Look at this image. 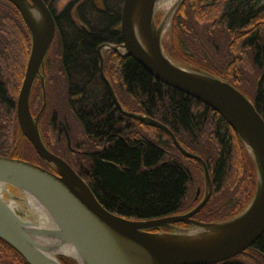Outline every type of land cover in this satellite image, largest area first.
<instances>
[{"label": "trees", "instance_id": "1", "mask_svg": "<svg viewBox=\"0 0 264 264\" xmlns=\"http://www.w3.org/2000/svg\"><path fill=\"white\" fill-rule=\"evenodd\" d=\"M44 1L56 21L46 67L52 84L56 77L62 79L61 101L81 128L84 139L79 144L73 140L76 145L72 148L87 153L73 155L66 147L67 139L57 125L62 118L58 109L53 121L48 110L42 115L47 144L65 159L76 158L77 169L100 204L118 216L143 221L189 211L195 203L190 186L203 178L201 164L182 155L163 131L120 113L100 76L98 47L123 42L124 0H67L59 14L54 9L59 0ZM15 9L0 0V37L10 44L13 57L18 44L20 49L25 43L27 53L31 47L28 28ZM171 31L174 41L168 55L175 62L222 78L247 97L240 75L245 69L256 72L260 77L252 100L264 119V0H185ZM104 60L106 76L124 109L164 124L184 148L206 162L213 194L199 220L223 221L241 212L255 191V167L227 122L206 107L207 112L197 118L195 110L202 104L156 81L133 58L110 51ZM52 86L55 91L56 85ZM4 97L5 88L0 84V100ZM40 101V92L32 91V112L40 108ZM10 115L11 126L0 127V156L45 168L20 131L15 103ZM236 148L241 151L237 159ZM23 150L31 158L24 157ZM235 162L242 175L232 179ZM0 264L28 263L0 239ZM219 264H264V234L244 253Z\"/></svg>", "mask_w": 264, "mask_h": 264}, {"label": "water", "instance_id": "2", "mask_svg": "<svg viewBox=\"0 0 264 264\" xmlns=\"http://www.w3.org/2000/svg\"><path fill=\"white\" fill-rule=\"evenodd\" d=\"M20 13L31 36V50L17 99L22 135L38 156L56 170L20 159L0 156V239L28 264H219L248 250L264 234V119L253 102L228 81L209 72L176 63L164 48V36L185 0H124L122 44L97 49L99 71L120 113L166 133L185 157L203 169L206 194L186 214L152 220H131L105 209L89 185L62 157L45 145L39 128L46 108L45 60L56 35L55 15L44 0H6ZM171 2L168 6L164 3ZM165 12L159 23L156 17ZM133 58L156 81L172 87L218 113L239 137L255 167L256 185L249 204L234 217L215 222L191 219L210 200L209 168L191 153L164 124L131 113L119 102L104 69V51ZM40 77L44 103L34 117L30 99ZM68 145L71 139L66 131ZM29 197L52 218L57 229L40 228ZM185 223L186 227L176 226ZM66 248H71L66 250Z\"/></svg>", "mask_w": 264, "mask_h": 264}, {"label": "flooded vegetation", "instance_id": "3", "mask_svg": "<svg viewBox=\"0 0 264 264\" xmlns=\"http://www.w3.org/2000/svg\"><path fill=\"white\" fill-rule=\"evenodd\" d=\"M11 6H13V5L11 4ZM15 10L17 11V9H15ZM18 14H20V13H18ZM0 29H1V27H0ZM21 50H22L21 51V57L17 53L13 57L12 48L10 47V44H8L7 42L1 40V37H0V75H1L0 84H2L4 86V88H5V97L2 100H0V127H10L11 126L12 119H11V115L10 114L12 112V108H13L14 103H15V109H17V99H18V95H19V91H20L21 77H22V74H23L24 66L26 64V67H27V62H28V60L26 62L27 48L25 46V43H24V48H22ZM46 63H47V57H46V60H45L44 73H43V76H44V79H45V87H46L45 92H46V97H47V95L49 93V87H50V91H52V87L53 86H52V83H51L52 77H50V73L47 70ZM13 66H14V68H13ZM46 81H47V83H46ZM37 82H40L41 87H42V82H41L40 77L37 78V80H36V82L34 84V87L36 86ZM34 87H33V89H34ZM249 99L253 102L252 98H249ZM205 107L206 106H204V105H203V107H199V108L203 109V112L202 113H198L196 115L197 118H201L207 112L206 108H208V107H206V108ZM32 115L34 117H36L33 114V112H32ZM54 119H55V114L53 113L50 116V120L53 121ZM76 122H77V120H76ZM57 125H58V128H59V131H62V133L66 137V139H67L66 131L68 132V134L70 136V139H71V147L69 145H68V147L70 148V150H71L73 155H77V154H81V153H87V152L82 151L80 149L72 148V140H80V141L83 140V138L81 137L82 136L81 128H80V125L78 124V122L76 124L77 125L76 134L73 131H71V132L69 131V128L66 127V123H64V121H58ZM39 128H40L41 137H42L46 147L52 153H54L53 148H51L50 144H47V142L45 141V137L47 135V129L46 128L44 129V128H41V127H39ZM78 136L81 137V139L78 138ZM151 140H156V139H155V137H152ZM80 141H78V144H79ZM67 142H68V140H67ZM90 153H92V152H90ZM68 157H69L68 159H65L63 157L62 158L64 160H66L68 162V164L82 178L81 172L77 169L76 162L74 161V160H76V158L73 157V156H68ZM44 166L49 171L56 173V170L53 167H51L50 165H48L47 163H45ZM212 194H213V191H212ZM210 199H211V197H210ZM202 200H203L202 198L200 200V195L198 194L196 196L195 200H194V202H195L194 206L189 211H186L183 214H186V213L192 211L193 209H195L200 204V202ZM201 210L196 215H194L191 219L200 221L198 215L201 212ZM176 226L186 227V226H188V224L180 223V224H176Z\"/></svg>", "mask_w": 264, "mask_h": 264}, {"label": "rangeland", "instance_id": "4", "mask_svg": "<svg viewBox=\"0 0 264 264\" xmlns=\"http://www.w3.org/2000/svg\"><path fill=\"white\" fill-rule=\"evenodd\" d=\"M68 4V1L67 0H59L58 2H56L54 4V9L56 11L57 14L61 13L62 10L64 9V7ZM18 11V10H17ZM165 12L163 11H160L159 14L157 15L156 17V22L159 23L160 20L162 19L163 17V14ZM176 15V14H175ZM175 17V16H174ZM174 20V19H173ZM173 23V22H172ZM172 27V25H171ZM171 27L170 29H168V32L165 34L164 36V48L165 50H167L166 52L169 54L172 52V44H173V41H174V38H173V35H172V31H171ZM21 47L23 48V45H21ZM21 47L19 49V44L17 45V47L15 48L14 50V53L16 55L19 54L20 57H21ZM30 50H31V47L29 49V53H27V58H26V62L29 58V55H30ZM107 52H110V50H107V51H104L103 55ZM178 63V62H176ZM179 65H182L183 64L181 63H178ZM14 68V66H13ZM25 72H26V64L24 66V69H23V74H22V77H21V84H20V88H21V85H22V82H23V79H24V76H25ZM259 75L256 73V72H253V70H247L245 69L241 75H240V78L242 79V86H243V89L246 91L245 93H247V95L250 97V98H253V95H254V92H255V89H256V85L259 84ZM45 80V79H44ZM47 83V81H46ZM52 85H56V88L55 91H50V87H49V96L46 97V108L44 110V112L46 110H48L50 112V116L55 112V110H60L61 111V117L59 119V121H64V123H66V127L69 128V131H73L75 134H76V129H77V122L76 120L74 119V117H72V115L70 114V112L68 111L66 105L63 104V101H61V99H63V93L61 91V89H63V82H62V79L59 78V77H56L55 79V82L52 84ZM37 91L38 93L40 92L41 94V101L39 102L40 104L39 105V109L36 111L35 109L33 110V114L35 116H37L39 114V112L41 111L42 107H43V103H44V98H43V89L41 87V84L40 82H37L36 86L34 87L33 91ZM45 90H46V87H45ZM57 90V91H56ZM59 90V91H58ZM118 98V97H117ZM33 107H37V105L34 103L33 104ZM32 111V110H31ZM43 112V114H44ZM203 112V109L201 108H198L195 110V114L197 115L198 113H202ZM49 116V117H50ZM41 123H39V127L41 128H44L42 127V116H41V120H40ZM41 125V126H40ZM150 126V125H149ZM76 136V135H75ZM168 136V135H167ZM82 137V136H81ZM81 137L78 136V138L81 139ZM169 137V136H168ZM83 138V137H82ZM84 139V138H83ZM78 141L80 140H74V142L78 143ZM73 142V140H72ZM73 142V143H74ZM72 143V145H73ZM76 143L74 145H76ZM73 145V146H74ZM68 146V142L66 141V147ZM55 149V148H54ZM246 151V150H245ZM21 154H24V157H28V158H31V154H29L30 152L28 151H21L20 152ZM247 153V151H246ZM248 154V153H247ZM63 155H66L65 153H63ZM241 155V151L239 148H236V152H235V159L238 158V156ZM249 156V155H248ZM39 163L45 165L44 162L42 159L39 160ZM202 167V166H201ZM202 174H203V178L201 181L198 180V182L196 181L195 184L191 185L190 186V195H191V199L196 198V196L199 194L200 195V200L201 198L203 199L205 194H206V183H205V177H204V172H203V169H202ZM242 175V171L241 169L239 170V167L237 165V163L235 162L233 164V171L231 173V176L230 178L232 179H236V178H240V176ZM212 197V196H211ZM28 219L30 220H33V221H39V219L37 217H34L33 215L31 214H28ZM69 261H72L68 258H66ZM61 261V259H60ZM62 262V261H61ZM63 263V262H62Z\"/></svg>", "mask_w": 264, "mask_h": 264}, {"label": "bare ground", "instance_id": "5", "mask_svg": "<svg viewBox=\"0 0 264 264\" xmlns=\"http://www.w3.org/2000/svg\"><path fill=\"white\" fill-rule=\"evenodd\" d=\"M169 4H172L171 2L164 3V6H168ZM29 203L33 209V211L36 214V217L39 219V226L42 229L45 230H56L57 227L52 220V218L48 215V213L40 206L37 202L31 197H29ZM66 250H70L71 248H66Z\"/></svg>", "mask_w": 264, "mask_h": 264}]
</instances>
